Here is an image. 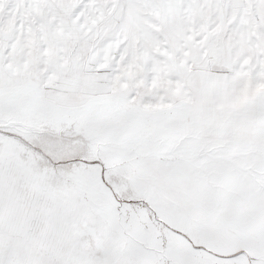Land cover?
<instances>
[{
	"label": "snow or ice",
	"instance_id": "1",
	"mask_svg": "<svg viewBox=\"0 0 264 264\" xmlns=\"http://www.w3.org/2000/svg\"><path fill=\"white\" fill-rule=\"evenodd\" d=\"M0 264H264V0H0Z\"/></svg>",
	"mask_w": 264,
	"mask_h": 264
}]
</instances>
